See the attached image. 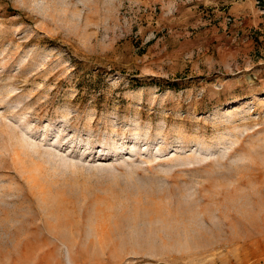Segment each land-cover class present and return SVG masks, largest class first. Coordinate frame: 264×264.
Wrapping results in <instances>:
<instances>
[{"label":"rangeland","instance_id":"1","mask_svg":"<svg viewBox=\"0 0 264 264\" xmlns=\"http://www.w3.org/2000/svg\"><path fill=\"white\" fill-rule=\"evenodd\" d=\"M0 264H264V0H0Z\"/></svg>","mask_w":264,"mask_h":264}]
</instances>
